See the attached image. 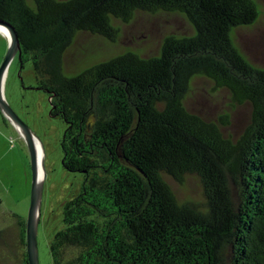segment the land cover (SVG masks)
Masks as SVG:
<instances>
[{"label": "trees", "instance_id": "obj_1", "mask_svg": "<svg viewBox=\"0 0 264 264\" xmlns=\"http://www.w3.org/2000/svg\"><path fill=\"white\" fill-rule=\"evenodd\" d=\"M137 12L181 13L194 32L167 35L153 56L127 50L65 72L79 32L116 40V22ZM259 13L256 0H0V20L20 36V66L32 63L66 123L64 167L83 175L51 242L53 264H264V68L234 40ZM198 75L250 105L236 140L224 116L185 106ZM188 177L201 201L176 195L172 182Z\"/></svg>", "mask_w": 264, "mask_h": 264}, {"label": "rangeland", "instance_id": "obj_2", "mask_svg": "<svg viewBox=\"0 0 264 264\" xmlns=\"http://www.w3.org/2000/svg\"><path fill=\"white\" fill-rule=\"evenodd\" d=\"M260 13L249 25L234 32L241 52L256 67L264 68V0H256ZM119 36L110 40L89 32H79L65 54L64 68L68 75L107 61L127 50L141 57L156 55L167 35L193 34L194 28L181 13L137 12L129 22L117 21ZM8 40L0 32V67L6 55ZM5 96L18 116L32 129L44 151V188L41 205L38 243L40 264H53L51 242L63 228L64 204L82 185L83 175L68 171L63 164L62 141L65 121L51 114L50 96L38 89L33 65L23 69L16 58L5 85ZM185 106L208 120L221 121L225 136L239 138L251 120L249 104H232L229 92L215 87L201 75L195 76L185 98ZM32 172L30 157L19 130L0 112V264H24L26 247L21 241L20 220L27 218ZM180 200H202L198 182L188 177L183 184L172 182Z\"/></svg>", "mask_w": 264, "mask_h": 264}, {"label": "water", "instance_id": "obj_3", "mask_svg": "<svg viewBox=\"0 0 264 264\" xmlns=\"http://www.w3.org/2000/svg\"><path fill=\"white\" fill-rule=\"evenodd\" d=\"M0 26L7 28L10 32L6 55L0 67V111L3 116L16 128L19 126L24 132V142L30 157L32 172L30 205L26 218V250L29 264H40L38 228L40 224L41 205L44 188V158L42 162L43 176L40 174V162L38 156V139L32 129L18 116L5 96V85L9 69L16 58L20 60L21 42L19 33L14 25L0 20ZM21 69L23 66L21 65ZM39 140V139H38ZM43 148V147H42Z\"/></svg>", "mask_w": 264, "mask_h": 264}, {"label": "bare ground", "instance_id": "obj_4", "mask_svg": "<svg viewBox=\"0 0 264 264\" xmlns=\"http://www.w3.org/2000/svg\"><path fill=\"white\" fill-rule=\"evenodd\" d=\"M0 32L3 33L6 38H10V32L7 28L0 26ZM16 129L19 130V132L21 133V136L24 138L23 130L17 125H16ZM36 142H37L38 156H39V162H40V174L42 177L43 176L42 162H43V158H44V151H43L41 142L38 139L36 140Z\"/></svg>", "mask_w": 264, "mask_h": 264}, {"label": "flooded vegetation", "instance_id": "obj_5", "mask_svg": "<svg viewBox=\"0 0 264 264\" xmlns=\"http://www.w3.org/2000/svg\"><path fill=\"white\" fill-rule=\"evenodd\" d=\"M51 99V98H50ZM1 112V111H0ZM51 114L53 115V116H55V114H54V112H53V107H52V110H51ZM21 241H22V243L23 244H25V247H26V238H25V243H24V239L21 237ZM25 251H27V250H25Z\"/></svg>", "mask_w": 264, "mask_h": 264}]
</instances>
